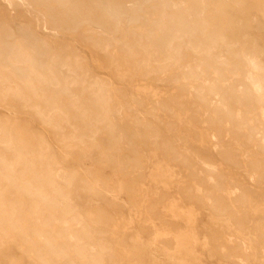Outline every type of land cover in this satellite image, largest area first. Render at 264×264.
<instances>
[{"label": "rangeland", "instance_id": "1", "mask_svg": "<svg viewBox=\"0 0 264 264\" xmlns=\"http://www.w3.org/2000/svg\"><path fill=\"white\" fill-rule=\"evenodd\" d=\"M2 30L0 264H264V0H0Z\"/></svg>", "mask_w": 264, "mask_h": 264}, {"label": "bare ground", "instance_id": "2", "mask_svg": "<svg viewBox=\"0 0 264 264\" xmlns=\"http://www.w3.org/2000/svg\"><path fill=\"white\" fill-rule=\"evenodd\" d=\"M115 1V0H114ZM202 18V17H201ZM8 35V33L5 31V30H2L0 31V54L2 53H6L7 56H9L8 52H9V49H10V42L9 43H6L2 40V37H6ZM163 38V37H162ZM215 40V39H214ZM15 42V41H14ZM165 42V41H164ZM159 47V46H158ZM196 47V46H195ZM132 48V47H131ZM140 48V47H139ZM180 48V47H179ZM198 48V47H197ZM134 49V48H133ZM151 49V48H150ZM128 50V48H127ZM131 50V49H130ZM197 50V49H196ZM194 50V51H196ZM30 51V50H29ZM31 52V51H30ZM157 52V51H156ZM171 52V51H170ZM152 53V52H151ZM196 53V52H195ZM10 57V56H9ZM10 60V59H9ZM15 61V60H14ZM166 61V60H165ZM160 62V61H158ZM172 65V64H171ZM169 67V66H168ZM166 69V68H164ZM81 70V69H80ZM73 72V71H72ZM76 74V72H75ZM189 74V73H188ZM193 75V74H192ZM122 76V75H121ZM118 77V76H117ZM78 78V77H77ZM193 78V77H192ZM195 78V77H194ZM56 79V78H55ZM74 80V79H73ZM79 80V79H78ZM82 80V79H81ZM30 81V80H29ZM71 81V80H70ZM28 82V81H27ZM66 82V81H65ZM78 82V81H77ZM76 82V83H77ZM68 83V82H67ZM75 84V83H74ZM99 84V83H98ZM69 85V84H68ZM104 85V84H103ZM89 86V85H88ZM96 86V85H95ZM99 86V85H98ZM57 87V86H56ZM104 89V88H103ZM48 90V89H47ZM65 91V90H64ZM101 91V90H100ZM99 91L98 94H101ZM67 92V90H66ZM18 96V95H17ZM44 96V95H43ZM94 96V95H93ZM35 97V96H34ZM53 97V96H52ZM96 97V95H95ZM99 97V96H98ZM102 97V96H101ZM99 97V98H101ZM106 97V96H105ZM77 99V98H76ZM98 99V98H97ZM92 100V99H91ZM99 100V99H98ZM97 100V101H98ZM101 100V99H100ZM102 100H103V97H102ZM30 101V100H29ZM77 101V100H76ZM99 102V101H98ZM60 103V102H59ZM72 103V102H71ZM81 103V102H80ZM70 104V103H69ZM75 104V103H74ZM95 104V103H94ZM103 104V102H102ZM79 105V104H78ZM37 106V105H35ZM51 106V104H50ZM57 106V105H56ZM71 106V105H70ZM99 106H100V103H99ZM39 107V106H37ZM60 107V106H59ZM58 107V108H59ZM72 107V106H71ZM101 107V106H100ZM103 107V106H102ZM61 108V107H60ZM65 108V107H64ZM86 108V107H85ZM104 108V107H103ZM47 109V108H46ZM50 109V108H49ZM82 109V108H81ZM102 109V108H101ZM40 110V109H38ZM74 110V109H73ZM42 111V110H40ZM86 111V110H85ZM104 111V110H103ZM36 112V111H35ZM41 113V112H40ZM59 113H61L59 111ZM37 114V113H36ZM56 114V113H55ZM81 114V113H80ZM97 114V113H96ZM106 114V112H105ZM52 115V114H50ZM58 115V114H57ZM65 115V114H64ZM67 115V114H66ZM39 116V115H38ZM44 116V115H43ZM83 116V114H82ZM103 116V115H102ZM46 116H44L45 118ZM48 117V116H47ZM46 117V118H47ZM43 118V117H42ZM50 118V117H49ZM66 118V117H65ZM68 118V117H67ZM97 118V117H96ZM106 118V116H105ZM69 119V118H68ZM100 119V118H99ZM104 119V118H103ZM49 120V119H48ZM93 120V119H92ZM101 120V119H100ZM105 120V119H104ZM108 120V119H107ZM65 121V120H64ZM69 121V120H68ZM95 121V120H94ZM93 122V121H92ZM104 122V121H103ZM138 122V121H137ZM97 123V122H96ZM58 124V123H57ZM55 125V124H53ZM67 125V124H66ZM90 125V124H89ZM50 126V124H49ZM59 126V125H58ZM88 126V125H87ZM85 126V127H87ZM110 126V125H109ZM89 127V126H88ZM105 129V128H104ZM85 131V130H84ZM155 131V130H154ZM110 133V132H109ZM137 134V133H135ZM85 136V135H84ZM133 136V135H132ZM57 137V136H56ZM10 138V137H9ZM42 139V137H40ZM86 138V137H85ZM89 138V137H88ZM124 138V137H123ZM129 138V137H128ZM11 139V138H10ZM83 139V138H82ZM80 139V140H82ZM120 139V138H119ZM88 140V139H87ZM60 143V142H59ZM4 145V144H3ZM2 145V146H3ZM9 145V144H7ZM10 146V145H9ZM6 147V146H5ZM114 147V146H113ZM110 148V147H109ZM62 149V148H61ZM68 149V148H67ZM65 150V149H64ZM38 152V151H37ZM26 154V153H25ZM37 154V153H36ZM67 157V156H66ZM26 160V159H25ZM20 163H23V157H22V154L21 153H14L12 159L10 160L9 163H4L3 160H0V165H3V168L0 169V182L1 181H5L7 184L13 186L16 181H17V178L14 174V168L16 165L20 164ZM35 166V165H34ZM51 176V175H50ZM133 188V187H132ZM196 190V189H195ZM218 193V192H217ZM208 195V194H207ZM38 203V202H37ZM153 208V207H152ZM157 208V207H156ZM5 212L3 210V207H2V203H1V194H0V218H2L4 216ZM112 222V221H111ZM114 222V221H113ZM103 225V224H102ZM85 230V229H84ZM41 234V233H40ZM77 238V237H76ZM240 244V242H239ZM225 246V245H224ZM64 247V246H63ZM63 247H56L54 245V242L47 236H44V237H41L38 241L35 240V241H31V242H28L26 245H24L22 247V249L24 251H26L27 253L29 252H34V256L36 257V260L39 264H54L55 261H54V258L55 256H57L59 253H62L64 250H63ZM68 248V247H67ZM66 248V249H67ZM75 248V247H73ZM104 249V248H103ZM235 249V248H234ZM226 250V249H225ZM83 251V250H82ZM211 252V251H210ZM66 254V253H64ZM76 254H78L79 256H83L82 255V252L80 250H77L76 251ZM60 255H63V254H60ZM77 255V256H78ZM32 257V256H31ZM92 258V257H91ZM59 262V261H58ZM94 264H103L101 259H94Z\"/></svg>", "mask_w": 264, "mask_h": 264}, {"label": "crops", "instance_id": "3", "mask_svg": "<svg viewBox=\"0 0 264 264\" xmlns=\"http://www.w3.org/2000/svg\"><path fill=\"white\" fill-rule=\"evenodd\" d=\"M222 203H223V205H224V202H223V200H222ZM209 204V203H208Z\"/></svg>", "mask_w": 264, "mask_h": 264}]
</instances>
